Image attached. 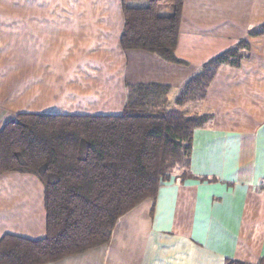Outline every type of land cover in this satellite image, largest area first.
<instances>
[{"label":"crops","instance_id":"obj_1","mask_svg":"<svg viewBox=\"0 0 264 264\" xmlns=\"http://www.w3.org/2000/svg\"><path fill=\"white\" fill-rule=\"evenodd\" d=\"M34 1L50 5L0 7V130L19 113H121L135 58L146 57L148 81L178 87L182 62L200 67L242 41L248 45L240 64L221 65L208 85L203 106L210 118L193 130L185 169L161 184L156 199L122 215L108 243L45 264L264 258V34L251 32L264 25V0H184L178 63L124 49L123 0ZM136 2L126 1L148 5ZM158 12L169 16L174 8L163 3ZM46 233L43 182L33 173H0V240Z\"/></svg>","mask_w":264,"mask_h":264},{"label":"trees","instance_id":"obj_2","mask_svg":"<svg viewBox=\"0 0 264 264\" xmlns=\"http://www.w3.org/2000/svg\"><path fill=\"white\" fill-rule=\"evenodd\" d=\"M124 49L144 50L166 61L175 55L184 0H123ZM174 13L162 16L160 4ZM264 34V25L251 31ZM248 47L241 42L202 64L204 95L221 65L238 66ZM193 79L186 87L193 89ZM169 86L146 83L136 97L127 91L119 114L19 113L0 130V173L35 174L45 187L47 233L40 239L6 234L0 264H45L109 242L117 220L146 199H156L170 167L189 154L193 130L210 118L185 117L177 109L148 105ZM191 91H188L190 94ZM186 143H182L186 141ZM226 264H253L229 258ZM255 264H264L261 258Z\"/></svg>","mask_w":264,"mask_h":264},{"label":"rangeland","instance_id":"obj_3","mask_svg":"<svg viewBox=\"0 0 264 264\" xmlns=\"http://www.w3.org/2000/svg\"><path fill=\"white\" fill-rule=\"evenodd\" d=\"M139 2H136L137 4H144V2H147V0H138ZM41 1H34V0H25V1H19V0H0V7L2 8H16V7H27V8H35L38 6H48L50 5L49 1H44V4ZM130 50H137V49H128ZM241 52H244L243 50H240ZM156 56H159L155 53H152ZM160 57V56H159ZM145 58L138 57L133 59L130 71H129V77H128V87L129 90L133 93L132 96L136 97L137 91H142V85L146 83H159L161 85L169 86V90L165 96L159 99H155L154 102L149 103L148 105L155 107L156 109H162V108H174L177 109L182 115L185 117H204L206 118L209 115V112L204 108L203 106V98H204V84L205 81H203V76L207 75V71L203 70V66L200 67H190L185 62H182V83L177 87L173 86L168 83L163 82H154V81H148L147 77L151 75V71L149 68L145 67ZM163 59V58H162ZM164 60V59H163ZM166 61V60H165ZM170 63V61H167ZM173 63V62H171ZM140 64L142 66L141 70L138 66ZM151 68V66H150ZM132 69V70H131ZM148 74V75H147ZM147 75V76H145ZM200 80V83H194L193 89H188L186 85L191 80ZM150 80V79H149ZM188 91H191L190 94H188ZM186 141L182 143H186ZM187 157L188 154L184 153L182 151V157L179 158L176 163H174L169 171L179 172L182 169H185L187 164Z\"/></svg>","mask_w":264,"mask_h":264}]
</instances>
